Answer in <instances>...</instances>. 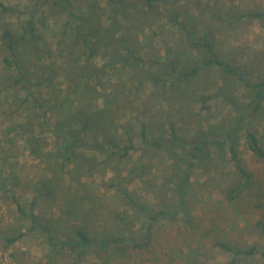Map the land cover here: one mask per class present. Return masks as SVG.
<instances>
[{
	"label": "rangeland",
	"instance_id": "obj_1",
	"mask_svg": "<svg viewBox=\"0 0 264 264\" xmlns=\"http://www.w3.org/2000/svg\"><path fill=\"white\" fill-rule=\"evenodd\" d=\"M42 1L0 0V264H227L233 254L218 244L257 250L236 264H264L254 226L264 221V159L245 137L235 152L248 182L228 145L195 159L176 142L161 149L170 128L184 142L222 135L253 100L248 85L264 82V0ZM30 19L36 39L12 61L1 36ZM210 51L238 76L206 66ZM252 128L264 150V101ZM243 183L254 189L227 201ZM78 230L115 242L104 257L56 253L49 237L66 244Z\"/></svg>",
	"mask_w": 264,
	"mask_h": 264
},
{
	"label": "trees",
	"instance_id": "obj_2",
	"mask_svg": "<svg viewBox=\"0 0 264 264\" xmlns=\"http://www.w3.org/2000/svg\"><path fill=\"white\" fill-rule=\"evenodd\" d=\"M147 3L149 4L151 0H146ZM48 4L53 8H69V0H43L42 4ZM21 33L20 34H12L8 30L4 31L1 38L4 41L5 44V49L9 53V58L12 59V61H16L19 58V49L21 48L22 44L26 41V37L28 36L31 41L36 39L35 35V26L33 21L30 19L25 25L21 27ZM208 47V45H206ZM210 56L211 59L208 61L205 65H215L216 67H219L229 73L232 76H238V73L236 72V69L233 68L230 64L224 61H220L214 52L210 51ZM202 66L199 67H190L189 72L184 73L181 78L177 77L174 81V84H177V82L181 83L183 81H188L190 78L196 76ZM49 75L48 73H46ZM45 74L41 76V82L42 83H47L48 79L46 78ZM155 76V75H154ZM27 84V83H26ZM28 85V84H27ZM253 92H254V98L252 101L247 103L245 106H241L240 110H237L238 116L237 118L230 120L228 123V128L227 130L222 133L220 136H213L210 135L206 132L201 133L195 140H192L190 142H184L180 141L178 138L175 137L173 129L170 128V134L168 138L164 141L161 149L165 148L166 146L171 147L175 146L174 143H178L179 145L182 144L184 146H187L189 149V157L191 159H195L198 155V153L202 152L203 150H209L210 148H218L221 146L228 145L229 150L231 153V159L233 162H235V168L237 172L240 174L241 178L246 180H249L250 176L248 173H246L239 165L236 157V152H235V145L239 141L241 137H245L246 143H247V148L248 150L255 155L258 158L264 159V150L262 146L259 143V140L256 136V134L253 132L252 124L254 123L255 117L258 113V110L260 109V106L263 104L264 101V82L257 83V84H252L248 85ZM28 94L33 97V93L30 92V88L26 87ZM84 127L82 128L83 131H86L87 128L89 127V122L92 120L91 115H84ZM142 127L144 124L141 125ZM144 127L142 128L141 131V136L142 139L145 137L144 136ZM75 143L72 144L73 148L75 147ZM146 145H149V143H145ZM154 146V144L152 143ZM178 146V145H177ZM192 167V163L185 165L184 172L182 174V184L179 186V192L181 195L183 194V188L185 184L188 181V174L187 170ZM251 183H243L240 187H234L232 189H229L226 195V200L231 202L235 201L236 199L240 198L243 196L244 191L247 190V192L250 189H254V186L251 185ZM257 190V188H256ZM35 199L32 201V205L35 203ZM17 209L19 213L23 214V211L21 209V206L17 203ZM29 216H32L31 213ZM150 221H156L155 217H151L149 219ZM254 226L259 228L261 232L264 234V221H255ZM148 229V228H147ZM44 232L49 233L47 228H43ZM51 235V234H50ZM151 235L150 229H148V232L146 236L148 237ZM50 239V244L53 248H55L56 253H59L60 251H66L69 254H71L72 257H74L77 261L80 260V258L85 255L86 253H91L95 256H105L107 252L110 249V246H112L115 241L109 242V243H99L96 242L95 240L89 238L83 231L78 230L75 233V240L74 242L66 243L64 244H56L58 243L54 238L49 237ZM149 239H151V236H149ZM15 239L9 240V243L14 242ZM56 241V243H54ZM60 243V242H59ZM147 244V241H144V245ZM57 245V246H56ZM120 244H115L114 247H119ZM218 246L228 252H231L233 254L232 259L227 263V264H236V258L239 256H250V255H255L256 254V249L251 248L248 250H240L235 247V249H229L228 247L223 246L222 244H218ZM109 254V253H108ZM261 256L264 257V252L261 253ZM102 258V257H101ZM102 264H107L106 259L102 261Z\"/></svg>",
	"mask_w": 264,
	"mask_h": 264
}]
</instances>
